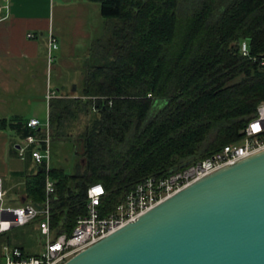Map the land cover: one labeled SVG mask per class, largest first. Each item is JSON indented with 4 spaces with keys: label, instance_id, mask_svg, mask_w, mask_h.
<instances>
[{
    "label": "trees",
    "instance_id": "1",
    "mask_svg": "<svg viewBox=\"0 0 264 264\" xmlns=\"http://www.w3.org/2000/svg\"><path fill=\"white\" fill-rule=\"evenodd\" d=\"M91 1L114 21L113 50L106 62H93L104 45L97 40L84 66L83 97H53L49 110L51 141L65 136L78 113L98 116L82 135L83 162L70 174L48 171L44 161L24 189L25 202L43 204L48 175L56 181L54 235H70L88 213L91 185L105 187L100 210L107 215L147 178L166 177L239 141L264 101V0ZM14 126L23 138L47 135L45 125Z\"/></svg>",
    "mask_w": 264,
    "mask_h": 264
},
{
    "label": "water",
    "instance_id": "2",
    "mask_svg": "<svg viewBox=\"0 0 264 264\" xmlns=\"http://www.w3.org/2000/svg\"><path fill=\"white\" fill-rule=\"evenodd\" d=\"M63 264H264V149L188 185Z\"/></svg>",
    "mask_w": 264,
    "mask_h": 264
},
{
    "label": "crops",
    "instance_id": "3",
    "mask_svg": "<svg viewBox=\"0 0 264 264\" xmlns=\"http://www.w3.org/2000/svg\"><path fill=\"white\" fill-rule=\"evenodd\" d=\"M92 6L98 16L96 24L88 22ZM103 20L100 3L91 0H0V177L8 203L25 201L27 178L39 170L14 125L32 118L45 124L49 93H55L53 97L78 95L75 91L83 87L93 39L103 37ZM51 31L59 48L50 63ZM79 57L83 59L80 77L68 76L70 64Z\"/></svg>",
    "mask_w": 264,
    "mask_h": 264
},
{
    "label": "built area",
    "instance_id": "4",
    "mask_svg": "<svg viewBox=\"0 0 264 264\" xmlns=\"http://www.w3.org/2000/svg\"><path fill=\"white\" fill-rule=\"evenodd\" d=\"M30 37H34L32 33ZM49 62L54 60V52L59 48L57 37L51 31L49 34ZM242 51L249 55L247 41L242 44ZM264 67V57L260 58ZM55 93H49L52 98ZM47 128L46 137L30 134L24 139V145L29 148L34 145L32 156L39 164L46 161L48 171L51 168V139L49 118L45 124L38 118H32L28 122L31 128ZM242 138L234 143L225 145L220 151L174 171L163 178L149 177L139 183L118 205L117 209L107 215L100 210L102 199L106 194L105 187L101 183L93 184L88 188V213L80 216L77 224L70 235L62 233L54 235L51 228L52 203L51 196L56 191V181L49 175L47 178V198L39 208L34 202L8 203L7 191L3 178L0 177V221L8 222L10 227L4 234L16 227L26 226L37 221L35 228L37 235V251L27 252L19 244L3 243L0 245V261L3 264H63L82 250L97 243L117 231L124 225L136 221L141 215L154 208L164 200L178 193L188 185L198 181L215 171L237 163L264 149V101L257 106V113L249 124L242 130ZM46 144L44 149L41 148ZM23 152V149H22ZM101 189L99 193L95 189ZM12 209L13 211H8ZM16 210H23L27 220L20 224Z\"/></svg>",
    "mask_w": 264,
    "mask_h": 264
},
{
    "label": "rangeland",
    "instance_id": "5",
    "mask_svg": "<svg viewBox=\"0 0 264 264\" xmlns=\"http://www.w3.org/2000/svg\"><path fill=\"white\" fill-rule=\"evenodd\" d=\"M95 9L96 8L92 6V9L90 11H92L93 13L88 18L90 20L88 22H91L93 24L97 23L96 18L98 17L96 16ZM113 24L114 21L107 18H104L103 23H101L103 31L104 30L105 31L103 33V37H102L103 39L99 44H104V45L103 47H100V49H98L97 47L98 51L96 52L97 54L95 56L97 57V59L95 58L94 60H92L93 62L96 63L106 62L109 54L113 50L111 46L114 45V42L110 43L111 41H114V38L112 37V33H111ZM93 42L94 44L96 43L95 38L93 39ZM104 58L105 60H101ZM81 59L82 58L79 57L78 60L73 61L70 64L71 69H68V71L66 72L68 76H77L78 78L80 77L79 68L80 66L82 68V64L80 65ZM81 91L82 88L80 89L78 87L75 92H78V95L82 96ZM78 95L74 94V95H70L69 97H76ZM97 117L98 116L94 112H89V113L80 112L77 114V116L71 117L68 120L65 126L66 128L65 136H61V137L57 136L56 138H53V140L50 143L51 152H52L51 160H50L51 166L65 169L66 172L70 174L77 172L78 165L81 164V162H83V147L81 144L82 135L84 134L88 126ZM3 243L21 244L27 249L28 253L36 252L38 248L36 228L32 224L16 227L4 233L0 245ZM0 264H3V261L2 262L0 261Z\"/></svg>",
    "mask_w": 264,
    "mask_h": 264
},
{
    "label": "clouds",
    "instance_id": "6",
    "mask_svg": "<svg viewBox=\"0 0 264 264\" xmlns=\"http://www.w3.org/2000/svg\"><path fill=\"white\" fill-rule=\"evenodd\" d=\"M2 196V194H0ZM0 211H3V208H0ZM8 211H13L12 209H8ZM16 215L18 216V222L23 224L26 222L27 217H25L23 210H16ZM10 227L8 222L0 221V232L6 231Z\"/></svg>",
    "mask_w": 264,
    "mask_h": 264
},
{
    "label": "snow or ice",
    "instance_id": "7",
    "mask_svg": "<svg viewBox=\"0 0 264 264\" xmlns=\"http://www.w3.org/2000/svg\"><path fill=\"white\" fill-rule=\"evenodd\" d=\"M94 191L97 192V193H99L101 191V189L97 188Z\"/></svg>",
    "mask_w": 264,
    "mask_h": 264
}]
</instances>
